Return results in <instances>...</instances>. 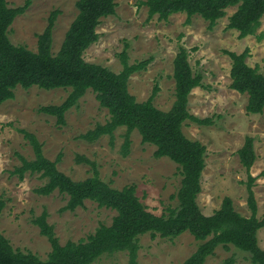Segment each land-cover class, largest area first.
<instances>
[{
    "label": "rangeland",
    "instance_id": "374dc122",
    "mask_svg": "<svg viewBox=\"0 0 264 264\" xmlns=\"http://www.w3.org/2000/svg\"><path fill=\"white\" fill-rule=\"evenodd\" d=\"M77 0H8L11 8L29 6L23 15L15 18L8 38L13 45L37 51V37L47 26L51 12H60L52 34V54L59 51L65 34L77 15ZM146 0H116L115 15L101 19L97 27L99 39L83 55L87 63L100 65L112 72L122 70L119 55L127 45L128 63L150 59L145 71L134 74L128 83L129 93L137 102H145L158 87L153 105L168 111L174 96L173 60L180 47L188 52L189 64L195 73L203 76L202 86L189 96V113L199 119H210L211 124L200 126L186 121L183 134L198 141L206 148L205 168L202 173V191L197 198L205 216L219 209L224 198L232 200L235 210L244 217L251 215L247 206L244 183L246 170L239 162L238 150L245 138L254 140L256 161L250 174L256 178L254 194L257 217H264V112L257 115L246 113L247 95L230 88L231 61L224 51L241 54L246 49V63L264 75V38L256 36L238 38V32L226 28L229 18L237 7L228 8L214 29L200 17H193L186 25L185 14H175L167 21L154 16L147 20ZM264 32V16L257 35ZM70 89L50 91L32 87H17L15 97L0 105V201L4 206L0 213V234L13 247L23 253H31L45 260L51 251L47 239L33 220L47 214V223L61 245L78 242L93 234L100 225L110 226L115 211L99 208L96 203L85 201L75 211H62L67 197L57 191L49 196H39L34 190L42 187L45 180L39 174L26 173L22 180L10 173L21 165L20 157L34 159V152L19 130L36 136L42 144L43 155L55 161L60 156L57 169L73 181L90 178L94 171L101 180L115 189L134 185L136 196L147 210L161 216L176 201L172 196L180 186L178 166L167 158L156 159L155 147L142 144L140 135L131 134V144L126 156L122 155L124 128L114 132L113 144L107 136L88 143L79 139L98 124L109 119L106 109L88 90L77 106L65 114V124L59 126L55 118L39 113L38 109L60 105ZM258 244L264 250V228L258 232ZM198 242L188 234L169 240L150 234L139 238L138 264H183L197 249ZM228 258L234 264H252L249 255L232 246H219L205 264H224ZM94 264H128L125 252L100 257Z\"/></svg>",
    "mask_w": 264,
    "mask_h": 264
},
{
    "label": "trees",
    "instance_id": "16d2710c",
    "mask_svg": "<svg viewBox=\"0 0 264 264\" xmlns=\"http://www.w3.org/2000/svg\"><path fill=\"white\" fill-rule=\"evenodd\" d=\"M77 15L70 24L62 45L56 55L52 54V34L60 12H51L47 26L37 37V51L13 45L9 29L16 17L23 15L29 6L11 8L8 0H0V105L13 100L14 90L20 87L28 90L37 87L50 91L70 89L60 105H50L38 109L39 113L55 118L56 124H65V114L77 106L86 91L95 94L99 105L106 109L109 119L98 124L79 139L93 143L107 136L113 144L114 132L124 128L122 135V155L126 156L131 144V134L136 131L142 144L155 147L156 159L167 158L179 168L180 186L172 199L174 208L156 216L150 213L136 196L135 186L128 185L115 189L100 179L97 172L83 181H73L57 169L60 156L55 161L47 159L42 152V144L36 136L26 130H19L29 143L34 159L20 157L21 165L10 173L22 180L26 173L39 174L45 184L34 190L39 196H49L57 191L67 197L62 211H75L83 207L85 201L94 202L99 208L116 212L110 226L100 225L93 234L78 242L59 243L54 229L47 223V214L33 220L50 244L51 251L45 260L31 253L14 250L9 241L0 234V264H94L104 255L125 252L128 264H138L139 238L150 234L173 240L182 234H190L198 247L183 264H205L215 250L222 246H232L237 251L249 255L252 264H264V250L258 244V232L264 228V217H257V202L253 191L256 181L250 174L256 161L254 140L246 137L237 155L246 170L244 183L247 192V206L251 215L239 214L230 198L223 199L221 206L211 216L202 214L197 198L202 191L201 178L205 168L206 148L198 141L188 139L182 132L186 121L200 126L211 124L210 119H199L189 113L188 103L191 92L202 86L203 76L193 72L188 52L180 47L173 60L175 101L168 111H161L153 105L158 93L155 86L145 102H137L129 93L128 83L132 75L145 71L151 60L134 64L128 63L127 45L119 55L122 70L119 73L100 65L87 63L84 52L99 39L97 27L101 19L115 15L116 0H77ZM147 20L154 16L167 21L175 14L186 15V25L193 17H200L208 23V30L214 29L225 11L237 7L229 18L226 28L238 32V38L256 36L264 38V32L257 35L264 16V0H146ZM231 61L230 88L241 95H247L246 113L264 112V75L258 69L247 65L249 51L241 54L224 51ZM264 175V173H262ZM4 206L0 201V213ZM224 264H234L228 258Z\"/></svg>",
    "mask_w": 264,
    "mask_h": 264
}]
</instances>
